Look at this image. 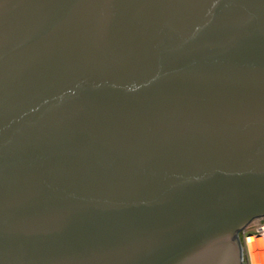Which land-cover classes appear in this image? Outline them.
Here are the masks:
<instances>
[{
	"label": "water",
	"instance_id": "95a60500",
	"mask_svg": "<svg viewBox=\"0 0 264 264\" xmlns=\"http://www.w3.org/2000/svg\"><path fill=\"white\" fill-rule=\"evenodd\" d=\"M264 217V0H0V264H243Z\"/></svg>",
	"mask_w": 264,
	"mask_h": 264
},
{
	"label": "built area",
	"instance_id": "2783aa9c",
	"mask_svg": "<svg viewBox=\"0 0 264 264\" xmlns=\"http://www.w3.org/2000/svg\"><path fill=\"white\" fill-rule=\"evenodd\" d=\"M240 246L242 261L244 264H252V250L249 246V240L254 243L253 252L256 254L257 262L264 260V217L252 221L240 233ZM263 256V257H262Z\"/></svg>",
	"mask_w": 264,
	"mask_h": 264
},
{
	"label": "bare ground",
	"instance_id": "6f19581e",
	"mask_svg": "<svg viewBox=\"0 0 264 264\" xmlns=\"http://www.w3.org/2000/svg\"><path fill=\"white\" fill-rule=\"evenodd\" d=\"M249 246H250V249L252 250V257H253V263L252 264H264V260L263 259L260 260L259 262H257L256 254H254V252H253L254 243L252 242V239L249 240Z\"/></svg>",
	"mask_w": 264,
	"mask_h": 264
},
{
	"label": "flooded vegetation",
	"instance_id": "af4514ba",
	"mask_svg": "<svg viewBox=\"0 0 264 264\" xmlns=\"http://www.w3.org/2000/svg\"><path fill=\"white\" fill-rule=\"evenodd\" d=\"M259 219V218H258ZM256 220V219H255ZM254 220V221H255ZM238 239H239V242H240V240H241V237H240V234L238 235ZM243 262V261H242ZM244 264V263H243Z\"/></svg>",
	"mask_w": 264,
	"mask_h": 264
}]
</instances>
